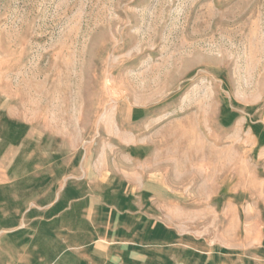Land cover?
<instances>
[{"label":"rangeland","instance_id":"1","mask_svg":"<svg viewBox=\"0 0 264 264\" xmlns=\"http://www.w3.org/2000/svg\"><path fill=\"white\" fill-rule=\"evenodd\" d=\"M0 264H264V0H0Z\"/></svg>","mask_w":264,"mask_h":264}]
</instances>
